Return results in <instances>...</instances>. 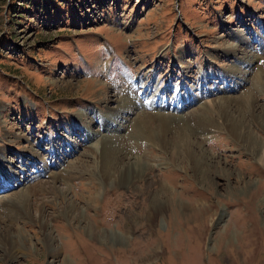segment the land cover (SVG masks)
Listing matches in <instances>:
<instances>
[{
	"label": "rangeland",
	"instance_id": "rangeland-1",
	"mask_svg": "<svg viewBox=\"0 0 264 264\" xmlns=\"http://www.w3.org/2000/svg\"><path fill=\"white\" fill-rule=\"evenodd\" d=\"M154 75L140 98L131 78ZM166 86L180 101L158 94ZM263 113L264 0H0V155L14 161L2 163L5 174L26 179L0 184V264H264V164L228 124L244 119L261 145ZM106 123L127 162L148 165L127 186L119 168L109 185L97 164ZM201 124L214 170L205 182L169 148L181 128ZM146 128L160 138L130 140ZM160 185L173 204L156 213ZM86 222L96 239L98 229L129 238L100 242ZM8 234L22 242L3 246Z\"/></svg>",
	"mask_w": 264,
	"mask_h": 264
},
{
	"label": "bare ground",
	"instance_id": "bare-ground-1",
	"mask_svg": "<svg viewBox=\"0 0 264 264\" xmlns=\"http://www.w3.org/2000/svg\"><path fill=\"white\" fill-rule=\"evenodd\" d=\"M212 77H213L212 75H209L208 78H206V76H205V77H203V80H204V82H207ZM155 80H156L155 75H154V79L148 83H142L141 76H139V78L138 77L131 78L132 84L137 85V87L139 86V90H140L139 97L140 98H142L144 95L149 93V91L146 92L148 90V88H150L151 90H154L148 85L152 84ZM140 82L146 86L142 88V85H138ZM158 90H159L158 91L159 95L161 94L162 91H166V92L172 91L174 96H172V98H169V101H168L171 104L175 103L174 99H177L180 101L179 97L182 96L181 93L178 91V87L175 88V91H173L171 86H166V87L160 88ZM150 93H154V97L156 98L155 92L150 91ZM170 99H173V100H170ZM153 100H155V99H153ZM165 100H167V99H165ZM143 101H145L146 105H148V106H150L149 103H151V104L153 103V102L148 103V101H146L145 98H143ZM121 103L125 106H128V107H134L135 106L133 102H131L130 100H127V99L122 100ZM160 105L161 104L159 102L158 106L161 108ZM182 105H183V103H182ZM183 106H186V103H184ZM155 108H158V107H156V105H155ZM164 109H166V108H164ZM176 110H178V108H176ZM242 113L244 115V110ZM79 114H81V116H83L84 112H81ZM259 115L264 119V113L259 114ZM76 119L77 118H75V123L79 127L78 130L79 129L82 130L81 125L78 124V122H76ZM98 122L100 124L102 123V120L100 119V115H98ZM228 122H229L228 124H230V127H231L230 129H231L232 133L235 136H237L238 138H240L241 141L246 140L248 143L247 147L250 149L251 153L253 155L255 154V156L257 155L256 159L259 160V163L264 164V142H261L260 143L261 145L256 144L255 140H256L257 135L250 132V130H246V128H248V127H246L244 119H242V122H241L242 125L239 124V125L233 126L234 123H233V121H231V119L228 120ZM262 122L264 124V120H262ZM236 123H238V122H236ZM110 126H112V125H110ZM110 126L106 123L105 129L107 132H106V134H104L102 136L103 137V141L101 143L102 147H98L100 144L94 145L95 147L93 149L95 150V157L98 158V154L102 150L101 159H98L97 164H100L99 169L102 168V172L104 174V177L108 180L109 185L112 186L113 183L116 181V175L118 173V168H119L121 172H120V175L118 178V184L121 182V184H122L121 186H123V184H125L127 186L128 184H130L132 182V180L135 179V181H136V178H140L142 176V174H144V172L147 170L148 165H146L145 163H139V162L138 163H136V162L128 163L127 162V152H126V149L124 148V145L122 144L121 137H120L118 131L113 130V128L111 129ZM165 126H166L167 130L170 131L169 128L172 126H171V123L169 121H167L165 123ZM186 127H187L186 129L181 128L177 132V137L181 141L180 140L179 141L178 140H172L170 143L171 147H169V148L172 149V151L174 150L175 153H173V155L175 158L180 159L181 156H187L188 157V155H189L188 158L192 160V162L194 164V169L196 170L197 175L201 176L202 181L205 182V181L213 180L214 177H212V176L214 175V170H213V165L211 163L212 159L210 158L208 151L204 152V148L202 147V145H203L202 141L198 140V139L205 140L202 137V136H204V133H203L204 131H202V128H203V130H205V128L203 127V124H201L197 128H193L192 125H190L191 128H189L188 126H186ZM87 130H88L89 134L92 133L91 136L93 137V134H94L92 132L93 130H90V129H87ZM146 131L149 134L143 132V130L140 129L138 131V137L135 139H130V140L142 139L143 137H147L149 140H151V138L154 140H157L160 138L161 133H162V131H160L159 129H155L153 131H150V129L146 128ZM69 132L70 131H67L68 134H69ZM209 132H210V130H209ZM97 134L98 133H95V135H97ZM70 137H72V136L70 135ZM114 140H117V141L114 142ZM252 141L254 143H252ZM73 142L74 141H72V143ZM147 142H149V141H147ZM138 143H140V142H138ZM48 145H49V147H48L49 155L51 157L57 156L58 154L55 153V149H54L57 146L56 141H55V137L51 136V140H50V143H48ZM140 145H142V143H140ZM2 152L3 151H0V153H2ZM74 152H76V150H74ZM32 154L34 155L35 153H33V151H32ZM21 159H23V160H21ZM21 159H18V162L23 166V165H25L26 161H25V158H23V157ZM11 162L13 164L8 162L6 160V158H3L2 155H0V163H1V166H0V180H1L0 184L4 187V190L9 189L10 185H11V187H13V184H10V183H17L18 185L14 186V187L18 188V187H21L22 185L25 184V182H23V181H26V179H24V176H20V177L18 176L20 179L22 177V180H23V181L19 182L17 180V174L14 173L12 170L11 171L13 172V174H11V175L5 174L4 171L9 170V169L4 168L2 163L14 165V161L11 160ZM49 162H50V160H49ZM28 166L33 168L31 164H28ZM25 172H27V170H25ZM22 174H24V171L22 172ZM36 174H38V172H36ZM95 178H97L96 175H95ZM97 180L99 181V179H97ZM10 189H12V188H10ZM169 191H170V188L168 185H162L160 187V190L156 191L155 193L153 192L154 194L153 193L151 194V210L152 211H155L156 213H158V212L163 211L166 206L169 207L171 203L173 204V202L165 200V195H167L169 193ZM26 205H27V203H26ZM77 206L78 205L74 201L70 200L68 208H67L68 209L67 215L68 214L70 215L72 212H75L79 208ZM184 206L186 207V204H184ZM27 209H28V207H27ZM80 214H81L82 219L85 218L83 213H80ZM44 215H45V211L41 212V214L39 216H40V219L42 220V225H43L47 235L49 236L50 246L53 247L56 242L54 240L53 233L51 232L50 226H49L48 222L46 221L47 218L45 219ZM70 216H68V217L70 218ZM219 222H220V224L223 222V215L219 219ZM11 225L13 227H16V224L14 221L11 222ZM86 228H87L86 229L87 234L90 237L96 239V236L94 237V235H93V229H92L91 225L87 223ZM97 231H98V238L96 240H98L100 242L124 244L125 242H127V239L129 238L127 234L121 233V232H113V231L101 232L100 229H98ZM21 235H22V239H24V236H23L24 233L21 232ZM123 235H125V236H123ZM17 239H18L17 234H8V237H7L6 241L4 242L3 246L19 245L20 242H22V240H20V239L17 240ZM52 250L54 251V253L60 252V250H57V248L52 249Z\"/></svg>",
	"mask_w": 264,
	"mask_h": 264
}]
</instances>
